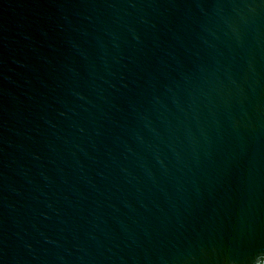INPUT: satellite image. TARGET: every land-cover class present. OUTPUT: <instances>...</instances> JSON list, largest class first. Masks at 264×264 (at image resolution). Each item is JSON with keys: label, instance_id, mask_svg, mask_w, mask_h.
I'll return each mask as SVG.
<instances>
[{"label": "water", "instance_id": "95a60500", "mask_svg": "<svg viewBox=\"0 0 264 264\" xmlns=\"http://www.w3.org/2000/svg\"><path fill=\"white\" fill-rule=\"evenodd\" d=\"M0 264H264V0H0Z\"/></svg>", "mask_w": 264, "mask_h": 264}]
</instances>
